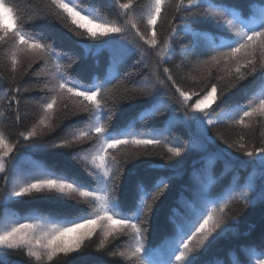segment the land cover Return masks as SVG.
<instances>
[{
    "label": "snow or ice",
    "instance_id": "obj_1",
    "mask_svg": "<svg viewBox=\"0 0 264 264\" xmlns=\"http://www.w3.org/2000/svg\"><path fill=\"white\" fill-rule=\"evenodd\" d=\"M171 5L172 0H147L144 4L136 0H48V12L38 16L27 13L20 0H0V53L10 71V76L0 78V92L16 121H21L24 97L20 93L32 90L22 89L18 81L29 74L45 77L36 85L44 93L37 103L38 115L19 137L33 142L30 147L34 150L45 144L69 148L90 142L75 155L95 182L93 187L91 182L41 165L31 170L18 168L19 156L12 154L20 140L13 142L0 128V264H17L10 259L14 255H22L24 264H89L85 257L92 251L101 255L91 264H200V255L230 230L233 218L228 210L234 202L246 207L264 202V131L259 144L250 136L256 128H264V0H247L244 6L237 0H175V14L169 17ZM101 10L107 15H101ZM108 15L115 18L108 19ZM47 16L77 38L75 43L85 57L106 54L103 77L93 73L88 83L82 82L70 73L80 59L79 53L58 49L54 38L49 40L28 27ZM8 19L11 26L5 24ZM165 24L167 32L162 37L160 28ZM131 31L139 41L129 39ZM182 36L189 39L181 50V64L175 67L181 70L191 66L188 78L207 81L201 88L186 89L178 83L173 68L163 66L173 59L174 45ZM85 40L92 43H83ZM144 45L153 50L158 61L150 75L137 73L139 79L130 89L125 81L122 100L146 99L155 116L169 103L160 100V95H170L168 89H174L171 100L179 108L172 111L182 110L183 116H170L165 124L178 122L188 129L197 138L188 145L170 141L156 128L152 132L157 134L137 135L111 127L117 104L113 92L121 79L120 71L137 54V62L144 61L148 55ZM37 64L40 69L33 71ZM192 71L198 75H192ZM251 78L257 80L246 102L223 108L218 104L227 94L221 82L227 80V90L231 91ZM214 104L216 109L212 108ZM69 105L75 109L72 116L85 115L86 120L74 121L73 130L59 140L40 142L58 126V114L69 118ZM217 109L219 114L214 116ZM5 115L6 110L0 108V117ZM219 123L239 129L236 138L208 135L209 128ZM217 140L226 147H220ZM213 146L217 157L231 161H239L241 156L249 158L240 162V168H250L251 172L242 185L239 171L232 172L229 184H235L226 198H213L205 190H197L191 200L178 197L168 210L170 234L151 246L148 224L171 177H157L151 188L144 178L137 179L135 196L126 202L120 182L127 165L161 147L169 155L160 154L159 158L166 160L194 148L207 150ZM9 158L13 159L11 170L7 168ZM131 171L134 174V169ZM22 197L30 199H13ZM13 204L44 205L47 214L29 212L20 216L8 211ZM241 251L243 258L230 254L231 264H264V247L244 246ZM216 264L223 262L218 260Z\"/></svg>",
    "mask_w": 264,
    "mask_h": 264
},
{
    "label": "trees",
    "instance_id": "obj_2",
    "mask_svg": "<svg viewBox=\"0 0 264 264\" xmlns=\"http://www.w3.org/2000/svg\"><path fill=\"white\" fill-rule=\"evenodd\" d=\"M242 6L247 4V0H237ZM21 7L29 14H37L38 16H44L48 12V0H20ZM137 4L147 3V0H136ZM175 0H172V5L168 9V15L171 17L174 15ZM116 11H119L117 8ZM140 9L136 10L138 14ZM101 15H107V12L101 10ZM114 15H108V19H114ZM123 23V18H121ZM6 26H11V20L5 21ZM29 28L35 29L38 33H41L49 40L55 39L56 47L68 53H79L80 59L73 64L70 73L81 79L82 82L88 83L93 73H99L101 77L105 75V56L102 54L100 57L87 56L83 54V49L79 48L75 43L76 37L67 32L61 24L56 22L52 17L47 16L43 19H36L34 23L28 25ZM143 27V25H141ZM207 27H212L207 25ZM167 32V24L160 28V34L163 37ZM129 39L139 41V38L135 36V32L131 31ZM189 37H180L174 45L173 59L167 61L163 66L173 68V73L177 77L178 83H180L186 89L201 88L207 81L199 80L193 81L188 78V73L191 66L183 67L181 70L176 69V65H180L182 61V52L187 43ZM83 43H92L90 41H83ZM142 44V42H140ZM148 55L145 56L144 61L138 63L140 60L139 54L131 58L127 65L121 69L120 77L117 88L113 92V96L117 100L115 105L116 115L111 121V127L114 130L131 131L133 134L153 133V128L159 129L164 136L172 140H178L179 142L188 145L190 140L197 139L193 137L188 129L178 122L173 123L171 126H166L165 122L169 120L170 116H183V111L173 112V108H179V105L175 104L171 100V94H174V89L169 88L170 95H160V100L168 101L169 103L162 107L160 114L153 116L151 114L152 106L149 105L146 99L137 100H122L124 92V83L127 80L129 89L132 86V82L139 79L137 73H141L144 76H148L152 73L158 57L154 55L152 49H149L147 45L143 46ZM100 60L99 67L96 66V60ZM187 63V62H185ZM147 65V66H145ZM40 65H34L33 71L40 69ZM127 73H131L130 76ZM161 76L163 77L162 68L160 69ZM192 75H198L195 71H192ZM10 76L7 61L3 58V53H0V78H6ZM45 79L43 75H26L23 79L19 80V84L23 88H30L31 91L21 92L20 95L24 97L20 105L21 121H16L14 111L10 114L7 110V99L4 97L3 92H0V108L6 110L5 117H0V128H3L9 135L10 139L15 142L16 139L20 140V144L17 146V150L12 154L13 157L19 156L18 168L31 170L34 165H41L57 172H63L72 176L79 177L83 180L92 183L95 187L94 178L91 177L86 171L85 165L78 159L75 152L83 147L87 148L90 142H84L83 144H77L69 148H52L45 144L41 149L34 150L30 145L33 142L23 141L22 137H19V132L27 130L31 124L35 121L38 115L37 103L44 93L36 86L38 81ZM257 78H251L249 81H245L236 88H232L231 91L227 90L229 82H221V87L225 89L227 94L222 101H218L220 106L226 107L235 103H244L247 101L248 93L251 92L254 83ZM4 84H8V80L4 79ZM163 91V90H162ZM132 93L129 92V95ZM195 99V97H194ZM144 107V111L141 108ZM213 109L217 108V105L212 106ZM75 109L72 105H69V118L64 119L62 113L58 114L55 123L58 125L55 130L48 135L41 137L40 142L49 141L55 138L59 140L73 130L74 121H85V115L72 116L71 112ZM212 111V109H209ZM219 114V109L213 112L216 116ZM191 115V113L189 114ZM239 129L228 125L226 123H219L209 128L208 135L215 137L218 133L222 134L225 139L233 140L236 138V133ZM264 131V128H256L252 134L251 139L257 144L260 143V133ZM251 142V140H250ZM220 147H226L219 140L216 141ZM232 151V150H229ZM155 153V154H152ZM152 153L141 154L138 159L133 160L127 165L125 175L121 179L122 199L126 202H130L135 196V183L137 179L144 178L149 188L152 187V182L157 177H171V180L167 183V188L164 195L160 197V200L156 204L155 212L152 215V219L148 224L149 232V244L151 246L158 245L166 235L171 232V226L168 220V210L175 203L176 199L181 195L191 200L195 198V192L197 190H205L211 192L213 198L224 197L226 198L227 192L231 186L235 184H229L232 172L239 171V179L241 185L244 178L251 172V169L240 168V162L248 160L247 157H240L239 161H231L230 158H220L214 154V146L209 147L207 150H201L200 148H194L189 152L183 153L180 157L170 158L166 160H160V154L169 155L164 148H157L152 150ZM233 155H239V153L233 152ZM210 161L212 163L210 164ZM163 164L166 167L164 169H158L154 165ZM13 159L9 158L7 168L12 169ZM234 166V167H233ZM134 169V174L131 170ZM227 173V175H224ZM23 179V177H18ZM223 189V191H221ZM3 193V180H0V204ZM18 200L27 201L30 198H13ZM44 205L39 207L27 205V204H13L10 205L8 211L17 213L20 216L32 212L35 215H46ZM228 214L233 219L229 223V231L212 244L207 252L200 255V264H216V262L222 261L223 264H231V253H235L243 258L242 247L244 246H256L264 247V202L257 201L255 205L244 206L239 202H234L229 210ZM123 239V238H122ZM119 244L120 241L115 242ZM101 255L94 251L86 254V260L91 264L94 257ZM154 258H156L154 256ZM12 261H16L17 264H24L25 258L22 255L11 256ZM105 259H111V257H105Z\"/></svg>",
    "mask_w": 264,
    "mask_h": 264
}]
</instances>
